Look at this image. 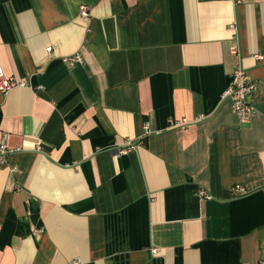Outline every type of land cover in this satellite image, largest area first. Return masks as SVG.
I'll list each match as a JSON object with an SVG mask.
<instances>
[{
    "label": "crops",
    "instance_id": "1",
    "mask_svg": "<svg viewBox=\"0 0 264 264\" xmlns=\"http://www.w3.org/2000/svg\"><path fill=\"white\" fill-rule=\"evenodd\" d=\"M0 67V264L261 263L264 0H0Z\"/></svg>",
    "mask_w": 264,
    "mask_h": 264
},
{
    "label": "built area",
    "instance_id": "2",
    "mask_svg": "<svg viewBox=\"0 0 264 264\" xmlns=\"http://www.w3.org/2000/svg\"><path fill=\"white\" fill-rule=\"evenodd\" d=\"M235 2H238V0H233ZM80 8V14L81 15H87V8L84 6H79ZM234 25L231 23L229 25L228 29L233 30ZM48 51H50L49 47L46 48ZM231 53H236L237 50L235 48H231ZM254 57L257 60L262 59V55L255 54ZM79 59V56L76 55L72 59ZM228 86L226 90L224 91L223 95L221 97L227 98L230 101V107L232 113L235 115V117L238 120V123L240 124H248L249 121L256 115V110L251 105L249 98L250 94L255 90V84L252 82V79L249 77L246 69H243V66L241 64L237 65L236 68L233 69L230 81L228 82ZM26 83L24 81L18 80L17 78L13 76H5L2 68L0 67V94L5 95L9 92L11 89L15 88H21L25 87ZM188 123L186 119H182L181 121H172L171 126H180L185 125ZM147 124L143 125L145 129H148L146 126ZM126 146L122 149H120L117 154H125L129 149H132L135 147V144H133L131 141L126 142ZM12 150L9 149L7 146H5L4 143H0V164H3L5 162V157L11 152ZM244 188L241 185H236L234 188V191L244 193ZM195 194L204 199H210L211 195L204 189L199 188L195 191ZM151 253L156 256L158 254V249H155L151 247L150 249ZM262 260L260 264H264V255L261 256ZM77 264V263H75Z\"/></svg>",
    "mask_w": 264,
    "mask_h": 264
},
{
    "label": "trees",
    "instance_id": "3",
    "mask_svg": "<svg viewBox=\"0 0 264 264\" xmlns=\"http://www.w3.org/2000/svg\"><path fill=\"white\" fill-rule=\"evenodd\" d=\"M0 116H1V111H0Z\"/></svg>",
    "mask_w": 264,
    "mask_h": 264
}]
</instances>
